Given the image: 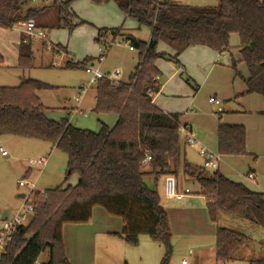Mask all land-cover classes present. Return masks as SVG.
Returning a JSON list of instances; mask_svg holds the SVG:
<instances>
[{
  "label": "trees",
  "instance_id": "16d2710c",
  "mask_svg": "<svg viewBox=\"0 0 264 264\" xmlns=\"http://www.w3.org/2000/svg\"><path fill=\"white\" fill-rule=\"evenodd\" d=\"M30 0H0V28L10 30L28 20L39 21L48 10L30 8ZM74 0L53 2L56 6L57 28L72 31L86 24L67 21ZM94 6L112 2L126 19L136 21L138 29L150 30L149 41L141 42L122 34L133 50L138 51V64L127 83L101 80L95 86L96 115H113L112 128L100 122L97 133L80 130L62 119L54 122L45 115L37 93L49 89L35 80H22L16 88L0 89V133L19 139L36 140L67 156V171L62 184L46 190L45 197L34 203V216L12 234L0 253V264H37L47 250L45 264H70L64 252V225H83L91 221L92 211L99 208L122 223L120 234L126 244L135 246L141 235L161 244L165 253L160 264H169L172 232L169 216L156 189L145 178L153 179L154 188L160 177L182 175L194 181L206 201L207 216L217 224L220 214L264 227V194L252 192L241 183L231 181L218 171L209 172L181 160L179 114H166L152 104L160 92L159 71L155 66L163 59L180 66L177 57L190 47H206L217 54L230 52L229 39L236 34L238 53L248 77L242 78L231 60L235 77L240 78L246 94L264 98V0H217L213 7L179 5L174 0H87ZM49 9V10H50ZM119 29H99L95 42L105 36L116 37ZM125 42V43H126ZM165 44L174 56L158 53ZM18 68H32V51L20 37ZM81 63L68 62L65 69H82ZM3 59L0 56V66ZM158 79V80H157ZM186 82H189L187 79ZM194 92L197 86H194ZM217 153L221 157L246 156L245 129L242 126L218 125ZM145 165L148 171L145 170ZM71 176L74 186L67 185ZM243 235L217 227L214 258L217 264L233 260L246 248ZM125 264V263H124ZM250 264H264L251 261Z\"/></svg>",
  "mask_w": 264,
  "mask_h": 264
},
{
  "label": "rangeland",
  "instance_id": "374dc122",
  "mask_svg": "<svg viewBox=\"0 0 264 264\" xmlns=\"http://www.w3.org/2000/svg\"><path fill=\"white\" fill-rule=\"evenodd\" d=\"M65 1L67 0H30L28 4L32 8L45 7L48 9L47 14L42 16L39 24L34 20H28L21 23L22 30L18 27H13L10 30L0 28V55L5 59L0 66V89L18 87L20 79L35 80L45 84L49 89L39 91L37 96L46 109L45 115L48 119L60 122L66 118L77 129L97 133L100 130V121L110 127L109 123L112 115H96L93 112L96 85H88L90 76L85 73L83 68L65 69V64L68 62L81 63L88 59L89 62L84 65L99 67L101 74L110 82L127 83L138 64V51L129 50V45L122 34L116 37L105 36V43L97 44L95 42L97 30L121 27L123 28V34L127 33L134 39L144 42L149 40L150 30L146 27L138 29L136 21L132 19L124 21L122 13L113 3H109L110 5L104 7H95L86 0L73 2L72 10L76 18L70 14L67 17V21L70 23L76 24L78 20H81L85 21L86 24L75 27L71 32L65 28H57L56 6L54 9H50L49 6H53V2ZM174 1L179 5L192 7H213L217 4V0ZM29 21L34 22L35 27L45 34L44 40H34L24 34V25ZM20 32L21 37L24 40L26 39V44L30 46L32 51V68L24 72L18 68V56L16 55L17 45L20 42ZM233 36L237 38L239 44L236 34H233ZM164 48L171 51L163 43H159L156 50L162 51ZM99 49L104 52L100 63L98 62ZM232 52H235V50H232ZM159 62H161L164 67L163 71H165L159 75V84L162 85L168 77L166 72L170 71L171 74L172 68L174 70L176 66L174 67L173 63L167 64V61L159 60ZM237 69L240 75L243 72L247 73L243 63ZM187 79L189 82H186ZM237 79L240 78L237 77ZM219 83L222 87L226 85L229 89L231 88V81L226 83L224 75L214 74L206 76L204 80V77L199 74L197 81H194L182 72L180 76L176 75L171 80V84L167 86L169 89L175 84L182 89L181 91L191 92L189 96L181 95L182 101L179 108L190 123L195 139L202 147L213 153H217V141L213 130L216 127L218 115L213 113L215 106L209 103V98L213 97L212 93L217 90L216 85ZM194 86H197L198 91L196 93L194 92ZM82 87L86 89L84 94H81ZM79 94H81L82 99L80 105L76 106L75 98ZM255 96L253 94L243 95L237 97L236 100L240 101L241 104L245 102L250 110H255L260 107V104H264V100H262L264 98L261 97V99L259 95L258 97ZM193 97L194 102L191 103ZM226 103H229V100H226L223 104ZM232 106L234 109L236 108L235 105ZM84 114L86 115L84 116ZM257 122L259 120L250 122L251 129L255 128ZM257 127H259V123H257ZM181 140H184V135H181ZM0 148L5 152V156L0 154V230H2L4 224L11 221L21 205L19 197L29 194V189L19 188L17 181L22 178L32 181L35 184L34 192L41 193L55 189L62 184L65 177L67 156L42 142L19 139L1 133ZM257 157L256 183L249 182L244 178L245 173L248 172L246 166L248 159H245L246 156H240L239 160L234 159V157H227V159L222 157L219 172L233 179H238L242 183H247L246 185L257 184L258 187L264 189V157ZM39 159H47L46 167L42 170L38 167H32V170L28 172V161ZM181 160H185L197 168L202 167L203 164L197 149L186 143L184 147L183 145L181 147ZM181 171L180 168L177 173L180 183L182 180L188 181L183 175H179ZM75 178L76 176H71L68 184L73 185ZM145 182L151 189H155L153 180L149 177L145 178ZM181 185L182 192L180 193H183L185 188L191 192L190 196L181 202L166 199L163 187H158V195L165 210L170 208L171 210L179 209L188 212V215L181 219L175 212L170 215L166 211L172 232L169 264H180L181 261H185L187 264H196L197 262L198 264H217L211 257L215 246V238L210 234V229H203V224L209 225L210 222L207 215H205L204 220L202 219L206 203L202 197V191L192 180L186 183L182 182ZM195 195L199 196L196 197ZM35 196L36 200L41 199L39 196ZM105 216L108 223L111 221L117 224L113 225L112 229L118 232L121 221L108 215ZM222 216V219L219 220V227L229 229L247 238L248 243L242 251L243 256L251 257L252 261L264 262V227L228 215ZM99 225V228H103L105 223ZM110 232L113 231L110 230ZM77 235L84 237L83 234L75 233L74 235H66V240H74ZM78 248L77 245L76 255L72 257L73 264H160L165 253V249L161 244L154 243L146 235L139 236L137 244L131 246L115 234H99L95 236L90 244L84 242L79 253H77ZM68 251H70L69 244ZM47 261L48 251L45 250L38 258L37 264H45ZM226 264L249 263L247 261H235Z\"/></svg>",
  "mask_w": 264,
  "mask_h": 264
},
{
  "label": "crops",
  "instance_id": "0c3cea01",
  "mask_svg": "<svg viewBox=\"0 0 264 264\" xmlns=\"http://www.w3.org/2000/svg\"><path fill=\"white\" fill-rule=\"evenodd\" d=\"M77 1L78 0H74L73 2H77ZM109 3H112V2L105 3L102 6L104 7V6L110 5ZM72 5H73V3H72ZM72 5H71V12L74 13L72 10ZM28 6L30 8H32L30 4ZM95 7H98V6H95ZM43 8H45V7H42L40 9H36V8H32V9L41 10ZM47 12H48V10L44 11L40 15L39 21L36 23L39 24L42 16L46 15ZM74 15H75V13H74ZM123 20L124 21L127 20L124 15H123ZM20 25H21V23L15 25L14 27H18L21 29ZM136 25H137V23H136ZM43 28H45V27H43ZM137 28H138V26H137ZM115 29H119V28H115ZM122 31H123V28H121V34H123ZM124 34L131 36L127 33H124ZM20 37H21V32H20ZM141 42H144V41H141ZM238 47H239V44H238L237 38H234L233 34H231L230 39H229L230 52H228V53L217 54V53L213 52L212 50H210L206 47H201V46L190 47V48L186 49L184 52H182L177 57V62L179 63L180 66H176L173 63L174 67L176 66L175 69L173 70V68H172L171 74H170V71L166 72V74H168L167 75L168 77L165 80V82L161 85L160 92L152 98V104L156 108H158L159 110H161L162 112H164L166 114H179V116H180L179 117L180 127H189L191 129L190 123L187 121L185 114L179 108V105H181V101H182L181 95L189 96V94L191 92H189V91L187 92L185 90L181 91L182 89L178 88L175 84H174V86H171L169 89L167 86L171 84V80L174 79L176 77V75L180 76L182 74V72L186 73V75L189 76L194 81H197L199 74H201L204 77V80H205L206 76H210V75H214V74L219 75V76L224 75V79H225L226 83H229L231 81V88L229 89L228 86L226 87V85H225V87H222L221 84L219 83L218 85H216L217 90H215L212 93L213 97H211V98L218 100L220 108H221V111L219 113L216 112L215 108L213 110V113L218 115L217 124H216L215 129L213 130V134H215V136H216V131H217L218 125L242 126L245 129L246 152H247L245 159H248V161H246V166H247L248 172L245 173L244 178L246 179L247 173H252V174H254V180L253 181L248 180V181L256 183V179H257V174H256L257 162H256V160L258 159L257 156L264 157V104H260V107L258 109L250 110V107H248L245 102L243 104H241L240 101L236 100V98L239 96L248 95V94H246V87H245L243 81L241 79L238 80L237 77H235V74L230 67L231 66V60H234L236 62V70L237 71H238L237 68L242 63L241 59H240V55L238 53ZM17 49H18V45H17ZM17 49H16V51H17L16 55L18 56V50ZM232 50H235V52H232ZM157 52L163 53L166 56L171 57V58L174 56V52L172 50L169 51L165 48L162 51L157 50ZM2 58H3V60H5L4 57H2ZM221 58H222V60H221ZM159 60H161V61H167V60L158 59L155 62V66L161 75V73L165 72V71H163L164 67L161 64V62H159ZM167 62H168L167 64L172 63L170 61H167ZM240 76L242 78L246 79L248 77V72L247 73L243 72L242 75H240ZM176 81L181 82L179 80H176ZM249 95H251V94H249ZM253 95H254V97H256L255 96L256 94H253ZM218 97H220L221 99H219ZM257 97H258V95H257ZM211 98H209L210 104H212L210 102ZM226 100H229V103L223 104L224 102H226ZM262 100H264V99H262ZM193 102H194V97L191 100V103H193ZM232 105H235L234 107H236V108L234 109ZM94 106H95V97H94ZM237 107H238V109H237ZM254 120H257V121L259 120V122H257V123H259V127H257V123H256L254 126L255 128L251 129L252 126H251L250 122L252 123ZM115 121H116V118H115V116L112 115V117L110 118V123H109L110 127H108L105 123H103L101 121L100 122L102 124H104L106 127L112 128L115 124ZM184 145H185V143L183 144V147H184ZM223 158L227 159V157H223ZM239 158L240 157H234V159H238V160H239ZM184 159H185V156H184ZM221 163H222V157H221L220 164ZM220 164H219V168H220ZM145 167H146V165H145ZM219 168L217 170L218 172H219ZM28 170L27 171L30 172V170H32V168L28 167ZM145 170L148 171V168L146 167ZM179 175L181 176L182 173H179ZM221 175H223L224 177H226L227 179H229L231 181L233 180L234 182L241 183L248 190H250L252 192L264 194V189H261L260 187H258L257 184H252L249 186V185H246L247 183H242L238 179H233V178H231L227 175H224V174H221ZM150 179L153 180L152 178H150ZM77 180L78 179L76 177L74 184L70 185V186L76 185ZM176 181H177V183H179L177 186H178V193H180V192H182V187H181L182 182L186 183L188 181L182 180V182L180 183L178 178H176ZM67 185H69V184H67ZM251 186H254V187H251ZM158 187L159 188L163 187V177H160L157 181V186L155 188L157 192H158ZM185 189H183V192ZM199 193H200V191H199ZM190 194H191V192L189 191V195H186L182 200H180V201L174 200V201L181 202L185 198L190 196ZM204 200H205V198H204ZM166 211L168 212V214L170 213V215L172 212H175L181 219L185 218L188 215V212H186L185 210H179V209H176V210L172 209L171 210L170 208H168ZM105 215L106 214L101 209L94 208L92 211L91 221L87 224H84V226L83 225H64L63 226L62 242H63L64 252H65L66 258L70 262V264H73L72 257L76 255L77 245L79 246L77 253H79L82 250V244L84 242L90 244L95 239V236H97L99 234L109 235V234H120L121 233L122 223L120 224V226H118L119 231L116 232L112 229V227H113V225H117V224H115V222H111V221H109V223H108ZM205 215H207L206 203H205V210H204L203 215H202L203 220L205 218ZM222 215H224V214H220L218 216L217 224H213L210 221H209L210 222L209 225L203 224V229H210V234L213 235L214 238H215L216 229H217V227H219V220L222 219V217H223ZM223 221H225V220H223ZM101 223H105L103 228H99V226H100L99 224H101ZM110 230H112L113 232H110ZM75 233L83 234L84 237L77 235L74 240H69V241L66 240V235H74ZM68 244L70 246V251H68ZM189 253L191 255H193V253H191V252H189ZM242 253L243 252L241 251L233 260H231L227 263L235 262V261L236 262L237 261H247L250 264V262L252 261L251 257H249V256L244 257ZM211 257L214 259V262H215L214 249H213V252L211 254ZM181 262H180V264H181ZM186 264H187V262H186ZM196 264H198V262ZM224 264H226V263H224Z\"/></svg>",
  "mask_w": 264,
  "mask_h": 264
},
{
  "label": "built area",
  "instance_id": "2783aa9c",
  "mask_svg": "<svg viewBox=\"0 0 264 264\" xmlns=\"http://www.w3.org/2000/svg\"><path fill=\"white\" fill-rule=\"evenodd\" d=\"M24 34L27 37H30L32 39H38V40H44L45 34L35 27L34 22H27L24 25ZM106 39H103L101 41L102 43H105ZM24 43H26V39L24 40ZM129 50L132 51L133 48L129 46ZM100 55L98 56V62L100 63L103 59V51L99 49ZM84 71L86 74L90 76L89 80V86L91 85H97L98 82L101 80H108L104 75L101 74L99 67H94L93 65L85 66ZM158 80V79H157ZM109 81V80H108ZM110 82V81H109ZM114 83V82H111ZM81 94L85 93V88H81ZM81 94L77 98H75V103L77 106L81 102ZM210 102L215 106V110L217 113L221 111L220 105L218 100L211 98ZM86 114H84L85 116ZM181 135H184V141L187 145L191 147H195L197 149V153L199 157L202 159L203 164L202 167L207 171H217L219 168V164L221 161V156L218 153H213L206 148L202 147L199 142L195 139L194 134L192 133L191 129L189 127H181L180 128ZM0 154L2 156H5V152L2 151L0 148ZM47 164L46 160H29L28 166L30 168L32 167H38L44 169ZM246 179L249 181L254 180V174L247 173ZM17 186L19 188H27L29 189L28 195H23V198L21 200V205L19 206L18 210L12 217L11 221L6 222L3 226V229L0 230V253L2 252L3 248L6 246L7 243L10 242L12 234L16 231V229L20 226L28 225L34 216V203L36 201L35 195L39 196L40 198L45 197V191L44 192H34V186L35 184L32 181H29L28 179L22 178L21 180L17 181ZM163 191L164 196L166 199L170 200H176L180 201L182 200L186 195H189V190L185 189L183 193H178V186L175 178L171 175H165L163 176ZM198 197V195H195ZM181 264H186L185 261H182Z\"/></svg>",
  "mask_w": 264,
  "mask_h": 264
},
{
  "label": "water",
  "instance_id": "95a60500",
  "mask_svg": "<svg viewBox=\"0 0 264 264\" xmlns=\"http://www.w3.org/2000/svg\"><path fill=\"white\" fill-rule=\"evenodd\" d=\"M19 198L22 199L23 198V195H21Z\"/></svg>",
  "mask_w": 264,
  "mask_h": 264
}]
</instances>
